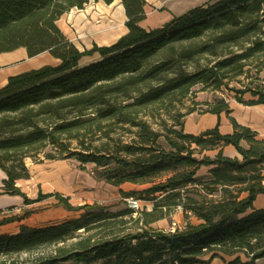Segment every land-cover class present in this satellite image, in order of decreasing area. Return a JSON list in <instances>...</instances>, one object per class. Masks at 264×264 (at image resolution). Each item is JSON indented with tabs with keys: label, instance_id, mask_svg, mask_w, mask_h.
Returning a JSON list of instances; mask_svg holds the SVG:
<instances>
[{
	"label": "trees",
	"instance_id": "trees-1",
	"mask_svg": "<svg viewBox=\"0 0 264 264\" xmlns=\"http://www.w3.org/2000/svg\"><path fill=\"white\" fill-rule=\"evenodd\" d=\"M91 1L101 0H0V54L25 48L30 58L49 52L60 61L57 66L10 77L0 89L4 194L21 196L26 205L55 197L57 206L82 212L61 223L22 225L17 234L0 235V264L263 261L264 209H256L254 203L264 195V139L234 119L232 134H221L217 126L193 135L185 133L180 120V130L174 126L158 132L143 117L177 91L185 95L198 85L203 90L228 89L229 73L234 78L245 74L246 67H254L249 63L254 58L258 60L257 84L229 90L241 104H264V0H218L153 30L140 25L146 19L145 0H121L128 33L111 46L94 44L80 51L58 21ZM102 1L110 5L115 0ZM200 39V46H187ZM174 55L183 65H195L191 71L180 66L176 76L168 79L164 74ZM198 55L220 60L204 66L195 61ZM84 61L88 63L82 65ZM246 94L257 99L245 101ZM201 104L209 106L204 114L231 113L226 99ZM118 130L125 133L120 135ZM97 136L103 141L100 147L92 144ZM73 141L80 148L73 150ZM228 146L240 158L226 156ZM49 147L53 150L46 152ZM207 152L216 154L210 157ZM28 159L38 163L75 159L81 165L94 164L99 178L111 186H149L139 193L120 191L125 197L146 195L154 202L152 211L144 212L145 228L130 231L128 224L135 213L131 209L113 213L100 205L74 207L70 198L59 193L28 199L17 185L31 179ZM202 168L209 169V179L197 178ZM173 208L182 209L184 229L147 228L165 219ZM191 217L199 223L193 224ZM15 221L19 219H6L0 225ZM53 246L57 247L54 253L38 254ZM223 256L235 258L227 262Z\"/></svg>",
	"mask_w": 264,
	"mask_h": 264
},
{
	"label": "rangeland",
	"instance_id": "rangeland-1",
	"mask_svg": "<svg viewBox=\"0 0 264 264\" xmlns=\"http://www.w3.org/2000/svg\"><path fill=\"white\" fill-rule=\"evenodd\" d=\"M95 2L91 1V3H95ZM84 9H73L72 11L82 12V10ZM161 20H162V14L158 13L157 15H154L153 17H150L148 19V26L150 28H153L158 24H160ZM202 41L200 39L197 40L194 44H188L187 46L188 47L192 45L200 46ZM236 54H239V52L236 51ZM195 59H196L195 61H198L200 64L204 66L205 65L213 66L218 61L219 58H214L209 55H198L196 56ZM85 63L88 62L84 61L82 65H84ZM249 63L254 64V67L253 68L246 67L245 74L237 78H234L233 73H229L231 78L230 80H227L229 82L228 89L224 87L219 91H214L212 88L203 90V86L198 85L193 87L190 90V92L185 95L177 91L166 97L161 103H158V105L152 106L149 110H147L146 112L147 116L143 118L148 120L152 128L158 132H166L167 129H172V127L174 126H175L174 129L180 130V128L177 126L178 120H180V122L183 124V129H184L185 122L188 117L187 116L184 119L183 118L184 115H189L192 112L200 115V114H204L203 112H206L209 109V106L202 105L201 103H206V102L214 103L216 99L218 100L226 99L228 102L235 100V93L230 91L229 89H241L243 86H250L257 84L255 65L258 64V60L254 58ZM194 65L195 63L193 62H190L187 65H183V61L178 60V56L174 55V57L170 58L168 71L164 75L166 78L171 79L174 76H176L175 74L177 71H179L180 66H183L185 71H191L194 68ZM152 84L154 86H158L157 82H152ZM118 133L122 135L125 132L122 130H118ZM99 136H102V134H100ZM99 136H97L94 142L92 143L96 147H100V145L103 143L102 140L97 139ZM160 143L164 147L169 149L164 139H161ZM71 147L73 148V150L80 148L77 141H73ZM52 150L53 149L49 147L47 148L46 152H51ZM215 154L216 152L206 153V155L210 157H214ZM41 158L43 159L44 157L41 156ZM27 166L31 171H33L35 176L40 180H42L47 174H59L58 180H53L50 178L48 179L47 182H43L42 184H38L37 182L32 184L26 181L19 182L20 184H23V190L25 191V194L27 195L28 199L30 200L37 199L40 193L44 194L43 192L45 190H49V191H53L54 193H57L56 188H58L59 189L58 193H62L64 196L70 195L69 197L71 199V204L74 207H81L84 205H100L108 208L109 212L116 213L119 211L129 209L127 200L130 198H134L135 200L139 201L140 208L137 211H135V213L133 214V218L132 220L129 221L128 227H130L131 232H136L141 228H145L143 223L144 212L146 213L152 211L154 202L150 200V198H148L146 195L137 194L132 197H125L120 191L122 190L126 193H129L131 191H136L139 193L142 190L148 188L149 186L146 185L136 186L132 184H125L121 188L111 186L110 184L105 182L102 178H99L98 169L94 164L81 165V163H79L75 159L55 160V161L44 160L43 163H38V161L28 159ZM208 171H209L208 168H202L198 172L197 178L209 179L210 176ZM157 196H159V194H157ZM25 206L28 207H12L10 209H7L4 212V216H8L7 219H19V220L23 219L26 215H29V217L33 216L32 219L29 220V223L32 226H38L40 224L48 225V224L61 222L63 220L66 221L70 217L71 218L77 216L79 217L80 214L82 213V212H77V213L73 212L68 214V218L66 217L64 218L59 214L58 211L54 209L57 206V205L55 206L54 204L41 203L36 205L31 204ZM163 211L166 213V210ZM4 220L6 219H3L2 221ZM190 221L193 224L197 223V220L193 217H191ZM185 227H186V219L184 218L182 209L173 208L171 210V213L165 219L160 220L154 224H151L147 228H151L159 231L173 232L172 231L173 229L174 231H176L178 229H184ZM76 241L77 239L68 242L66 246L68 247L69 245L75 243ZM56 248L57 247L54 246L45 248L40 250V253L38 254L50 255L54 253ZM238 256H240L244 261L247 260L244 254H239ZM23 257L28 258L30 257V255H24ZM223 257L227 262L235 258V256L234 257L223 256ZM257 263L263 264L264 260L258 261ZM214 264H224V261L221 260L220 258H217L215 259Z\"/></svg>",
	"mask_w": 264,
	"mask_h": 264
},
{
	"label": "crops",
	"instance_id": "crops-1",
	"mask_svg": "<svg viewBox=\"0 0 264 264\" xmlns=\"http://www.w3.org/2000/svg\"><path fill=\"white\" fill-rule=\"evenodd\" d=\"M218 0H145L146 19L140 25L146 30L161 28L166 23L170 22L174 17L181 16L188 11L212 4ZM95 2V1H94ZM162 14V20L157 26L150 28L148 19ZM128 17L126 10L121 0H115L108 5L104 1L91 3L86 6L82 12L72 11L65 14L58 21V26L65 36L74 44L80 51L85 49L90 50L94 44L103 47L115 44L121 37L128 33L126 22ZM60 61L54 58L49 52H44L38 56L30 58L25 48H19L11 52L0 54V89L8 84L9 78L42 68L44 66H57ZM264 85V73L262 74ZM250 94L244 96L245 101L256 100ZM231 113H222L220 116L210 113L197 114L193 113L187 117L184 130L187 134L200 135L201 133L219 127L221 134H232L234 127L231 119H234L238 124L250 128L258 134V137L264 139V104L244 105L235 100L229 101ZM224 154L231 158H240L236 149L228 146L224 149ZM30 170V169H29ZM31 179L26 182L42 184L48 179L58 180L59 174H47L42 180L38 179L33 171L30 170ZM6 174L0 169V220L7 219L4 212L12 207H28L25 206V200L21 196H10L4 194V180ZM23 190V184H17ZM55 186V184H54ZM118 188V187H117ZM121 188V187H120ZM57 193L59 189L56 188ZM44 194H56L53 191L45 190ZM64 196L62 193H59ZM70 195L64 196L70 198ZM50 201V202H49ZM50 203L55 206L58 200L55 197L48 198L42 202L35 203ZM71 203V199H70ZM25 204V205H24ZM73 206V205H72ZM256 209H264V195H259L254 203ZM62 217L68 218V214L73 213L63 207L56 206L54 208ZM77 213V212H76ZM4 216V217H1ZM33 217V216H32ZM32 217L21 219L9 224L0 225V235L17 234L22 225L29 227H42L45 224L32 226L29 220ZM78 217V216H77ZM70 217L67 220L77 218ZM66 220V221H67ZM65 220L61 221L64 222ZM57 222V223H61ZM199 222L197 221L198 224ZM213 260L210 264H214Z\"/></svg>",
	"mask_w": 264,
	"mask_h": 264
},
{
	"label": "built area",
	"instance_id": "built-area-1",
	"mask_svg": "<svg viewBox=\"0 0 264 264\" xmlns=\"http://www.w3.org/2000/svg\"><path fill=\"white\" fill-rule=\"evenodd\" d=\"M127 203H128V208L133 211H137L140 208L139 201L135 200L134 198L128 199ZM172 231L175 232L174 229Z\"/></svg>",
	"mask_w": 264,
	"mask_h": 264
}]
</instances>
